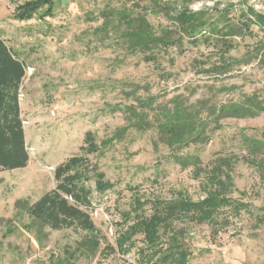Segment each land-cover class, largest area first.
<instances>
[{
  "label": "rangeland",
  "instance_id": "374dc122",
  "mask_svg": "<svg viewBox=\"0 0 264 264\" xmlns=\"http://www.w3.org/2000/svg\"><path fill=\"white\" fill-rule=\"evenodd\" d=\"M24 1L0 0V35L26 65L19 100L29 152L25 167L0 171V264H60L68 250L74 251L90 236L79 229L49 227L39 236L29 216L19 214L15 206L18 199L33 203L56 186L55 168L84 153L81 146L89 130L103 153L84 154L87 164H97L114 183L99 192L93 178L87 181L94 207L91 216L112 249H103V243L93 259L78 252L77 264H138L137 248L124 254L116 245L119 234L138 219L131 210L134 200L148 202L140 211L150 215L158 198L179 193L193 200L204 198L207 173L221 156L235 158L232 176L236 189L245 194L236 191L233 197L252 204L253 211L229 216L219 233L208 224L185 223L186 241L193 251L189 264H264V224L255 218L264 204V177L244 141L245 137L264 141V112L209 125L208 141L185 150L199 151L200 174L169 158L155 127H131L122 138L114 135L127 124V107L140 98L154 96L158 103L171 106L180 95L189 102L209 100L220 106L243 94L264 97V29L243 22L249 6L264 14V0H55L51 16L14 17L17 4ZM166 7L171 13L204 9L219 29L228 22L240 28L237 35L225 39L220 32L198 31L197 43L184 36L182 43L155 47L150 60L128 48L120 29L113 31L116 11L126 9L131 16L146 15L156 34L167 28L176 39L182 34ZM107 17L114 28L109 33L104 29ZM224 40L231 42L228 52ZM224 53L239 62L226 73L210 71ZM116 106L122 111L115 112ZM225 215L224 210L221 217ZM136 238L139 246L142 235Z\"/></svg>",
  "mask_w": 264,
  "mask_h": 264
},
{
  "label": "trees",
  "instance_id": "16d2710c",
  "mask_svg": "<svg viewBox=\"0 0 264 264\" xmlns=\"http://www.w3.org/2000/svg\"><path fill=\"white\" fill-rule=\"evenodd\" d=\"M54 1H24L17 4L13 15L20 19H29L38 15L41 18L51 16L55 7ZM166 12L167 16L176 22L178 32L182 34L176 39L172 38L173 31L167 28H163L161 34H156L146 15L136 12L131 16L126 9L116 11L118 23L115 29L111 27L110 17L105 20L104 29L108 33L110 30L114 29L113 31L116 32L120 29V37L128 48L132 52L144 53L147 60H150L154 56L155 47L167 48L182 43L184 36L197 43L198 31L204 30L209 35L212 32H220V37L225 39L237 35L240 28L237 23L228 22L219 29L217 23H212L208 19L204 9H184L178 13H171V9L167 8ZM243 16L247 17V20H243L247 27L249 23H253L264 29L263 13L249 6ZM120 24L124 27L119 26ZM222 45L226 47L227 52L232 47L231 42L227 40H224ZM238 62V60H230L224 53L218 64L213 65L210 71L226 73ZM25 73L24 61L0 35V171L25 167L29 161L19 100ZM114 111L120 112L122 109L116 106ZM127 112V124L118 128L114 135L122 138L131 127L140 130L155 127L159 141L169 149V158L182 169L192 167L200 174L202 158L199 151L185 150L191 145L205 144L209 139L208 126L215 123L218 125L223 118L255 117L263 113L264 97L256 93L243 94L237 100H229L216 106L209 100L189 102L178 95L172 99V105L169 106L158 103L157 97L148 96L140 98L138 104L127 107ZM262 136L264 137V132ZM244 141L248 148V156L251 160H255L259 175L264 177V141L255 137H245ZM101 147L94 132L87 131L84 144L81 146L84 153L72 156L55 168L56 186L53 189L43 193L33 203L27 199H18L15 202L17 212L29 216L39 236L43 235L44 228L48 227L73 228L90 233V236L78 243L74 251L68 250L66 257L63 258L65 264H77L78 252L93 259L101 251L103 243H105L103 249H112L107 243L106 236H102L96 228L91 216L90 209H94L91 199L92 190L87 185V181L93 178L99 192L114 187V183L106 179L105 173L97 164L92 166L87 164L84 155L101 154L103 153ZM235 164V158L230 156H221L212 162L206 178L208 192L202 199L193 200L183 193L170 199L158 198L152 202V214L144 215L140 210L148 202L136 198L131 210L138 219L116 238L117 249L128 254L137 248L138 264H189L193 251L186 241L185 223L193 221L198 224H208L212 231L219 233L220 229L229 223V216L240 215L243 210L253 211L252 204L242 198L233 197L238 191L232 176ZM238 192L242 196L245 194ZM224 210L227 211V215L222 218L221 214ZM257 211L255 214L257 223L263 225L264 204ZM131 213L128 212L127 218L131 217ZM139 234L142 235V243L137 246L136 236ZM191 235L193 234L190 233Z\"/></svg>",
  "mask_w": 264,
  "mask_h": 264
},
{
  "label": "built area",
  "instance_id": "2783aa9c",
  "mask_svg": "<svg viewBox=\"0 0 264 264\" xmlns=\"http://www.w3.org/2000/svg\"><path fill=\"white\" fill-rule=\"evenodd\" d=\"M31 71H32V69L30 68V72H29V73H32ZM22 97H23V95H22V93L20 92V94H19V99H20V100L23 99Z\"/></svg>",
  "mask_w": 264,
  "mask_h": 264
},
{
  "label": "water",
  "instance_id": "95a60500",
  "mask_svg": "<svg viewBox=\"0 0 264 264\" xmlns=\"http://www.w3.org/2000/svg\"><path fill=\"white\" fill-rule=\"evenodd\" d=\"M66 1V0H65ZM69 102V101H68Z\"/></svg>",
  "mask_w": 264,
  "mask_h": 264
}]
</instances>
